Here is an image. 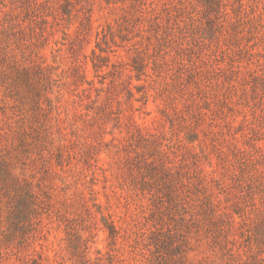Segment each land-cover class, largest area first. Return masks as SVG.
Instances as JSON below:
<instances>
[{
  "label": "rangeland",
  "instance_id": "obj_1",
  "mask_svg": "<svg viewBox=\"0 0 264 264\" xmlns=\"http://www.w3.org/2000/svg\"><path fill=\"white\" fill-rule=\"evenodd\" d=\"M0 264H264V0H0Z\"/></svg>",
  "mask_w": 264,
  "mask_h": 264
}]
</instances>
